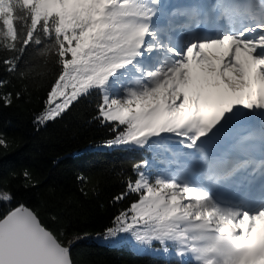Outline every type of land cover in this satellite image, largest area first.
Wrapping results in <instances>:
<instances>
[{"label":"snow or ice","instance_id":"snow-or-ice-1","mask_svg":"<svg viewBox=\"0 0 264 264\" xmlns=\"http://www.w3.org/2000/svg\"><path fill=\"white\" fill-rule=\"evenodd\" d=\"M30 46L60 65L37 125L98 93L107 145L152 154L105 239L158 242L176 264H264V0H0L9 72ZM0 264L72 261L21 205L0 219Z\"/></svg>","mask_w":264,"mask_h":264},{"label":"trees","instance_id":"trees-1","mask_svg":"<svg viewBox=\"0 0 264 264\" xmlns=\"http://www.w3.org/2000/svg\"><path fill=\"white\" fill-rule=\"evenodd\" d=\"M10 53L0 49V96L12 93L13 103L0 102V219L21 205L31 209L44 227L71 249L73 264H176L174 254H165L158 242L138 244L121 233L109 244L105 232L113 219L137 199L126 192L135 178L133 164L150 161V152L136 146H108L116 132L97 118L98 93L81 97L53 121H34L44 109L60 65L51 55L41 56L30 46L18 70L9 72L3 60ZM19 93V99L16 94ZM27 170L34 186L23 179ZM83 177L84 179H80Z\"/></svg>","mask_w":264,"mask_h":264},{"label":"rangeland","instance_id":"rangeland-1","mask_svg":"<svg viewBox=\"0 0 264 264\" xmlns=\"http://www.w3.org/2000/svg\"><path fill=\"white\" fill-rule=\"evenodd\" d=\"M100 241L103 242L104 244H109L110 241H112V238H110V240H104V239H102Z\"/></svg>","mask_w":264,"mask_h":264},{"label":"water","instance_id":"water-1","mask_svg":"<svg viewBox=\"0 0 264 264\" xmlns=\"http://www.w3.org/2000/svg\"><path fill=\"white\" fill-rule=\"evenodd\" d=\"M29 209V208H28ZM31 210V209H30ZM32 211V210H31ZM34 212V211H33ZM35 213V212H34ZM38 217V216H37ZM40 220V219H39ZM70 249V248H69ZM70 258H71V261H72V254H71V249H70ZM72 264H73V261H72Z\"/></svg>","mask_w":264,"mask_h":264}]
</instances>
